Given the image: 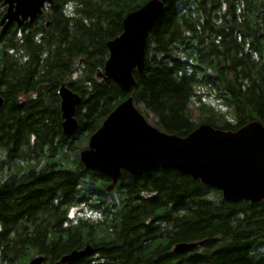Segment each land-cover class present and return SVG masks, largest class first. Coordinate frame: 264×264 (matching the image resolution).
<instances>
[{
  "label": "trees",
  "instance_id": "obj_1",
  "mask_svg": "<svg viewBox=\"0 0 264 264\" xmlns=\"http://www.w3.org/2000/svg\"><path fill=\"white\" fill-rule=\"evenodd\" d=\"M52 1L21 27H0V255L7 256L0 264H24L29 248L50 253L52 246L60 258L87 245L108 264H264V203L224 201L218 189L176 169L121 171L108 191L110 179L78 158L128 96L168 134L186 136L202 124L264 126V0H166L128 94L95 73L124 17L148 0ZM61 84L81 98L72 135L62 132ZM80 206L99 216L70 218ZM51 221L55 242L46 243L41 229L28 235L27 223ZM155 222L165 223L158 262ZM181 242L201 244L173 253Z\"/></svg>",
  "mask_w": 264,
  "mask_h": 264
},
{
  "label": "water",
  "instance_id": "obj_2",
  "mask_svg": "<svg viewBox=\"0 0 264 264\" xmlns=\"http://www.w3.org/2000/svg\"><path fill=\"white\" fill-rule=\"evenodd\" d=\"M52 4V0H3L1 32L12 23L21 27L25 21H32L45 5ZM165 5L166 0H148L124 17L120 35L106 42L108 58L103 69L96 71L97 79L114 82L125 94L131 91L136 84L133 71H143L148 34L162 16ZM57 94L62 132L72 135L78 128L75 112L81 98L65 84L59 86ZM2 104L0 96V107ZM78 158L85 169L110 179L108 191L121 171L138 175L158 168L176 169L218 189L224 201L264 203V126L257 121L235 131L202 124L186 136H178L147 123L134 107L132 96H128L105 117ZM197 244L201 243H177L172 251L182 254ZM92 251L87 245L64 255L60 263L75 261ZM41 262V258H35L28 264Z\"/></svg>",
  "mask_w": 264,
  "mask_h": 264
},
{
  "label": "flooded vegetation",
  "instance_id": "obj_3",
  "mask_svg": "<svg viewBox=\"0 0 264 264\" xmlns=\"http://www.w3.org/2000/svg\"><path fill=\"white\" fill-rule=\"evenodd\" d=\"M155 225H157L159 227L157 229V231H158L157 233H158L159 237H158V239H155L154 242L151 244V245L155 244L151 253H152V257H154L156 262H158L159 259H161V260H162V258L165 259L163 257L165 255V223L164 222L163 223L155 222ZM36 228L38 230L41 229V231L42 230L44 231L46 243L48 241H50V243L56 241L57 223L55 221H51L50 223L49 222H36L34 224L31 222L27 223L26 229H27L28 235H30V234L34 235V232H36ZM33 229H35V230H33ZM11 234H13V233H10L9 236ZM28 235L26 237L23 235L24 240H26V238H28ZM25 250H26V248H25ZM93 251H94V249H93ZM93 251L90 254L83 256L82 259L79 258V260L76 262L71 261V262H68L66 264H74V263L75 264H108V262L105 261L104 257H102L98 253H95V251L93 253ZM49 252L50 253L47 252V249H41V248L39 249L37 247L29 248L28 253H25L24 255H22L23 261H26L24 264H28L29 261H31L32 259H35V258H41L42 259V262L40 264H61L60 259L62 257L58 258L55 256V253L53 252L52 246L49 248ZM6 257L7 256L0 255V259H4ZM163 262H165V261H163ZM11 264H20V263L14 262Z\"/></svg>",
  "mask_w": 264,
  "mask_h": 264
},
{
  "label": "rangeland",
  "instance_id": "obj_4",
  "mask_svg": "<svg viewBox=\"0 0 264 264\" xmlns=\"http://www.w3.org/2000/svg\"><path fill=\"white\" fill-rule=\"evenodd\" d=\"M69 6L71 5V3L68 4ZM72 6V5H71ZM72 10V7L70 8V11ZM203 102L206 104V105H210L212 107H216L219 111L222 110V107L220 105H218L215 101L213 100H210V99H206V98H203ZM5 173V172H4ZM4 173L0 176H3ZM6 178V177H5ZM5 178H2L1 180H4ZM8 178V177H7ZM99 215L94 212V211H90L88 210L86 207H83V206H80V207H73L70 209V214H69V217L72 218V219H75V217H83V218H86V219H91V220H94L98 217Z\"/></svg>",
  "mask_w": 264,
  "mask_h": 264
}]
</instances>
